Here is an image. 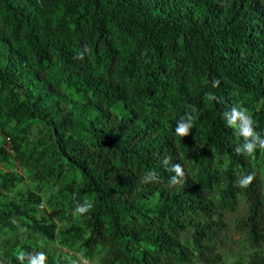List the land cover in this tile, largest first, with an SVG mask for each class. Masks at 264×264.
<instances>
[{
	"label": "trees",
	"instance_id": "1",
	"mask_svg": "<svg viewBox=\"0 0 264 264\" xmlns=\"http://www.w3.org/2000/svg\"><path fill=\"white\" fill-rule=\"evenodd\" d=\"M233 109L264 137V0H0V264H84L48 246L57 224L26 178L83 259L264 264L220 252L241 198L238 227L264 245V149L237 152Z\"/></svg>",
	"mask_w": 264,
	"mask_h": 264
},
{
	"label": "rangeland",
	"instance_id": "2",
	"mask_svg": "<svg viewBox=\"0 0 264 264\" xmlns=\"http://www.w3.org/2000/svg\"><path fill=\"white\" fill-rule=\"evenodd\" d=\"M29 137L32 140H35L37 137L40 136V126L33 125L30 130L28 131ZM9 147V146H8ZM252 163L255 167V169L259 172L261 181H262V190L264 193V154L261 153L259 156H255L252 154ZM11 167L4 166L2 163H0V171H6L9 172ZM24 189H33L36 191V193H39L42 195L43 201L46 205L47 214H50V216L54 217V220L57 224V233L55 236V241H52L48 244L50 248H53L58 253H69L71 255H74L80 259H82V262L84 264H99V258L100 256H97L94 260L89 261L86 259H83V255L80 252V250L77 248L78 244L70 247L68 245H64L61 238H60V228L63 226H67L68 224L66 221L60 222L58 219V212L56 208H54L51 204H49L48 201V193H51V187L49 185H42L39 184H32L29 180V178H26L24 183H20ZM247 205L245 203L244 198H241L239 206L237 211L233 213L227 214V221L229 223V232H228V238L224 244V246L221 248L220 252L223 255V258L227 261L234 259L238 256H245L249 253H260L264 255V245L261 248L253 249L250 248L248 245V242L246 240L244 232L238 227L237 221L243 217L247 213ZM71 213V210L67 212V214ZM75 216L78 220H81L82 215L79 212H74ZM21 233H25V230L22 229ZM5 235L0 232V242L5 239Z\"/></svg>",
	"mask_w": 264,
	"mask_h": 264
},
{
	"label": "clouds",
	"instance_id": "3",
	"mask_svg": "<svg viewBox=\"0 0 264 264\" xmlns=\"http://www.w3.org/2000/svg\"><path fill=\"white\" fill-rule=\"evenodd\" d=\"M240 119L241 123L239 125V135L244 137V143L242 146L237 147V152H244L247 154H251L257 147L264 149V137H261V135L254 131L252 124L253 121L251 117H248L244 115V113L237 112L235 109H233L231 117L227 120L228 125L234 126L236 124V120ZM194 120V117L189 116L187 119V122H185L183 119L177 123L176 132L181 136H187L189 134V130L192 127V122ZM167 163V161H165ZM173 171H175L177 174L181 173V166L179 164H175L172 166ZM147 179L155 180L157 178V173L155 171H149L147 174ZM250 177L247 179H243L241 181L242 185H247L250 181ZM172 182H176V177L172 178ZM92 207L91 203L86 202L83 205H80L77 208V211L80 213L87 212Z\"/></svg>",
	"mask_w": 264,
	"mask_h": 264
}]
</instances>
